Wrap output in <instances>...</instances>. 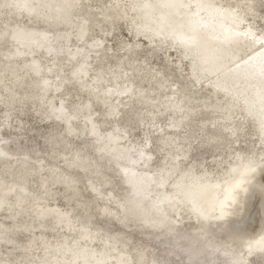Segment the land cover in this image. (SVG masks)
Listing matches in <instances>:
<instances>
[{
	"label": "bare ground",
	"instance_id": "bare-ground-1",
	"mask_svg": "<svg viewBox=\"0 0 264 264\" xmlns=\"http://www.w3.org/2000/svg\"><path fill=\"white\" fill-rule=\"evenodd\" d=\"M172 2L177 4L168 10L166 3ZM245 3L0 0V45H5L0 48V104L4 106L0 212L15 220L13 236L0 220V244L18 241L20 230L39 227L21 245L27 251L25 264H133L135 256L140 264H168L170 259L179 264H233L236 260L250 264L256 257L234 242L231 231L250 226L252 205L258 198L263 225L255 236L264 234V194L245 183L235 202L228 201L223 210L221 204L207 213L202 210L204 200L224 201L228 174L241 163L237 156L255 160L259 167L252 183L264 182V133L259 124L264 116V79H260L264 31L256 25L258 0L251 16L246 15ZM225 17L235 21L226 22L225 34L236 31L237 38L221 44L209 35L215 31L210 23ZM171 18L179 19L172 37L178 38L196 23L193 31L204 37L202 42L188 51L177 40L159 36ZM121 23L127 25L131 40L122 41L123 52L116 55L106 41ZM139 27L150 30L140 32ZM141 40L149 44L150 55L173 49L178 67L188 64L189 72L181 76L187 82L171 81L165 69L149 66L147 57L138 59ZM216 47L219 51L209 55ZM247 72L251 74L245 77ZM195 86L206 87L208 95L198 97ZM80 93L84 99L76 98ZM17 103L22 107L33 103L43 120L62 126L47 135L51 149L45 156L11 151L9 138L1 136L3 128L11 125ZM240 114L245 120L239 119ZM246 121L252 123L261 144L257 155L249 143V150H231V143L240 142L244 135ZM106 122L110 126L103 130ZM143 125L148 126L147 143L138 147L132 131ZM151 132L157 135V148L152 147ZM76 138L81 139L78 145ZM195 140L220 151L215 158L217 169L207 168L203 159L190 160ZM162 149L163 158L156 163V151ZM233 175L239 179L238 173ZM83 186L93 194L99 215L107 222L165 245L164 252L155 257L150 251H139L121 232L93 225L84 202L64 209L57 202L46 204L58 195V189L68 188L76 196ZM207 188L214 189L198 194ZM182 209L193 223L190 227L183 226ZM135 213L142 222L134 221ZM138 223L141 228H133ZM60 227L64 229L60 239L55 233L45 237V229ZM37 243L41 254L34 261ZM147 255L153 258L148 261ZM0 264L23 263L9 253L0 255Z\"/></svg>",
	"mask_w": 264,
	"mask_h": 264
},
{
	"label": "rangeland",
	"instance_id": "rangeland-1",
	"mask_svg": "<svg viewBox=\"0 0 264 264\" xmlns=\"http://www.w3.org/2000/svg\"><path fill=\"white\" fill-rule=\"evenodd\" d=\"M260 3L261 0H258V3L256 4L257 9V20L256 25L259 30L264 31V12L260 9ZM263 18V19H262ZM263 20V21H262ZM41 24V23H40ZM126 24L121 23L119 27L111 34L109 35V38L107 39V43L111 47V52H113L116 55H120L123 51L119 49L120 43L122 41H130L131 36L127 35V28ZM98 31H95V34H97ZM141 48L138 53V59H142L144 57H147V62L149 66L155 68V69H165L166 75L170 78L171 81H180L181 83H186V79H182L181 76L183 74H187L189 72V67L186 62H184L180 67H178V63L176 62L178 59L177 53L170 49L167 54L165 53H159L156 55H150V46L148 43L145 42V40H141ZM73 42L72 44H75ZM118 45V46H117ZM5 45H0V48H4ZM71 66H67V68H70ZM194 88L198 89L197 96L198 97H205L208 95L209 90L206 87L199 88L195 86ZM85 94L80 93L79 96H76V98L84 99ZM223 102V101H222ZM98 109L104 110V108H101L100 106H96ZM13 114L11 117V125L7 128H3V134L1 136L8 137L9 138V148L11 151L14 152H25L30 151L33 158H39L42 156H45L47 152L51 149V144L47 141V135L53 130L54 127H57L58 129H62L61 125H57V122L47 121L43 120L40 114L36 112L35 105L33 103H28L24 107L20 103H17L15 107L13 108ZM4 114V106L0 104V120L2 119V116ZM99 118L105 119V116L103 114L99 115ZM239 119L245 120L244 117H241V114L239 115ZM110 126V123L106 122L103 124V130H106ZM148 128V126H147ZM146 126H140L136 127L132 131L131 138L135 139L137 142L138 147H141L145 141H146ZM245 132V133H244ZM243 133L240 142L237 143H231V150L237 151L238 149L242 150H249V145L253 147L255 150V154L257 155L258 152H260L261 144L257 141V135L254 133V127L250 121H246L243 124ZM200 132H197V135H199ZM151 135L155 138V143L152 144L153 148H157L158 142L156 140V133L151 132ZM70 136H68L69 138ZM81 139L76 138L75 139V145L80 144ZM249 143V145H248ZM194 144V154L192 158L190 159L192 162H197V160H204L207 168L211 170L217 169L215 165V158L217 157V154L220 151H212L208 149L206 146H202L199 144L198 140H195L193 142ZM164 155V150H158L156 151L155 155V162L158 163L162 160ZM206 160V161H205ZM225 168V167H224ZM263 181H264V175H263ZM121 182L119 181V186ZM126 189L120 188V191L124 192ZM59 191L58 195L50 198L46 204H52L54 202H57L59 207L61 209L68 208L71 204L84 202L87 206V213L93 220V225L97 224L101 228H108L111 231L115 232H121L125 237L128 238V240L131 242V246L137 245L139 248L138 250H146L153 253L155 257L160 256L161 253H163V247L165 245H161L159 243H153V241L148 240L147 238L141 236L138 234L135 230H132L131 228L129 230H122L119 228V226L113 222H107L104 217L99 215V211L97 208V202L96 199H94L93 194L87 190L85 186H83L80 189V193L78 195L71 196L70 190L68 188H64L63 190ZM12 201V200H11ZM181 218L183 219V226L185 228L190 227L193 223L191 222V219L187 217L186 211L182 209L181 211ZM134 221L137 219V222H142L140 220V215L135 213ZM0 220H3L6 225L8 226L9 236H13L15 234V220L8 217L5 211L0 212ZM20 220V219H19ZM133 221V222H134ZM263 225V221L261 219V212H260V206H259V199L256 198L254 200V203L252 205V216H251V227L255 228V234L258 233V231L261 229ZM141 228V225L134 224L133 228ZM137 230V229H136ZM40 231L39 227H33L31 230H20L19 232V239L16 242H3L0 244V255L4 256L6 254L11 255L13 259L18 260L19 262L25 264L27 261V251L25 248H22L21 245L25 244L29 237L33 234H36ZM45 237H50L53 233L56 234V236L60 239L61 235L64 233V229L62 227L51 230L49 228L45 229ZM75 236L74 234L70 235V239H72ZM97 248L101 247V242L97 240ZM41 254V245L40 243L36 244V247L33 250V260L36 261L39 259V255ZM153 257L147 255V260L150 261ZM141 261L138 257H134L133 264H140ZM179 264L176 260H169L168 264ZM167 264V263H166Z\"/></svg>",
	"mask_w": 264,
	"mask_h": 264
},
{
	"label": "snow or ice",
	"instance_id": "snow-or-ice-1",
	"mask_svg": "<svg viewBox=\"0 0 264 264\" xmlns=\"http://www.w3.org/2000/svg\"><path fill=\"white\" fill-rule=\"evenodd\" d=\"M254 7L255 0H246V15H253ZM260 9L262 12H264V0H261ZM242 22L243 21L241 20V23ZM237 159L240 160L241 163L237 165V168L231 170V172L228 174L229 179L225 181L227 187L225 189V199L224 201H221V210H223V207L228 201L235 202L236 197L239 195V191L242 189V186L245 183L252 185L253 191H259L261 194H264V182H260L258 184L252 183V181L255 179L254 174L259 167L256 161L245 156H237ZM261 163L264 164V157L261 158ZM261 172L262 175H264V168H261ZM234 173H238L239 179L233 175ZM243 191H248V189L243 188ZM231 235L234 242H237L241 247L247 249L248 256L256 257L250 262V264H264V234H261L257 239L255 236V228L251 226H245L243 228L233 227ZM233 264H244V262L236 260L233 261Z\"/></svg>",
	"mask_w": 264,
	"mask_h": 264
},
{
	"label": "water",
	"instance_id": "water-1",
	"mask_svg": "<svg viewBox=\"0 0 264 264\" xmlns=\"http://www.w3.org/2000/svg\"><path fill=\"white\" fill-rule=\"evenodd\" d=\"M175 1H178V2L180 1L181 2V0H175ZM176 4H177L176 2L166 3V7L169 10L170 8H172L173 6H175ZM218 15H219V13H218ZM224 19H225V21L224 20H220L217 23L216 22L215 23L214 22L210 23V25H212L214 27V30L215 31L214 32H210L209 35L215 38L214 41H217L218 43H221V44H225L227 42H233V40H235L237 38L236 31H233L231 33L229 32V34H227V35L224 32V25H226V22H229V23H232L233 22L234 23L235 22L234 21V17H232V18L231 17H225ZM178 20L179 19H177V18L176 19L175 18L174 19L171 18L170 20H168L167 23H166V25H165L166 27H164L165 29H163V31H160L159 36H161L162 38L165 37L164 35H166L167 38H170L171 37L172 40H174V41L177 40L178 44L182 45V47H184L186 50L191 51L192 49H195L197 47V45H198L197 43L202 42V39L204 37H202L201 35H195L194 34L195 32L193 30L195 29L194 27L196 26V23H193V25L189 29L184 30L180 35H178V38L172 37V35H173L172 32H174V28L176 30V28L178 27ZM211 20L212 19H210V21ZM139 28L140 29H138V31H140V32H149V30H150L149 27H139ZM169 29L172 30L171 33L168 31ZM167 33L169 35H167ZM223 38H225V39L223 40ZM217 39H221V41H219ZM216 48L217 49H215V48L210 49L209 55H211V53H213L214 51L215 52L219 51L218 50L219 48L218 47H216ZM203 62L204 63H207L208 62L209 65H210V62L211 61L209 62L207 59H205V61H203ZM218 66H220V65H218ZM250 74H251L250 72H247L246 74H243V75H245V77H246L247 75H250ZM243 75H240V79H244ZM261 76L262 77H260V79L262 81L264 79V73ZM261 100L264 101V97H262ZM254 108H255L254 106L252 108H250V113L253 112V109ZM259 124H260V126H262V132L264 133V116L260 120V123ZM207 189L208 190L204 189V191H200L199 190L198 191V194L207 193L208 191H210V190H212L214 188H207ZM208 200L209 199L204 200L205 205H206V207H205L206 209H203L202 208V210H205L204 212L207 213L208 212V208H214V209H216L217 207H220V204L221 203H217V202L213 201V199H211V198H210L209 201ZM220 214L221 213H219V215Z\"/></svg>",
	"mask_w": 264,
	"mask_h": 264
}]
</instances>
